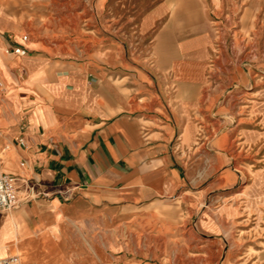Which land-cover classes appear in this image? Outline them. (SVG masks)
Wrapping results in <instances>:
<instances>
[{"label":"crops","instance_id":"0c3cea01","mask_svg":"<svg viewBox=\"0 0 264 264\" xmlns=\"http://www.w3.org/2000/svg\"><path fill=\"white\" fill-rule=\"evenodd\" d=\"M262 2L253 0L241 29ZM22 9L0 0V103L7 106L0 167L18 199L1 212L0 258L168 264L166 251L176 247L177 264H206L207 253L221 251L220 241L206 238L220 232L221 214L215 206L190 225L189 196L177 192L189 114L211 91L209 168H222L219 144L227 137L225 154L249 160L241 165L246 186L264 206V80L231 88L222 80L219 0H160L86 58L51 53L30 35L26 55L7 53L28 28Z\"/></svg>","mask_w":264,"mask_h":264},{"label":"rangeland","instance_id":"374dc122","mask_svg":"<svg viewBox=\"0 0 264 264\" xmlns=\"http://www.w3.org/2000/svg\"><path fill=\"white\" fill-rule=\"evenodd\" d=\"M11 1L27 14L28 28L21 34L42 39L51 53L56 50L62 56L86 58L100 49L107 35L118 37L131 31L132 24L160 0ZM252 3L253 0H219L222 80L228 83V87L239 81L250 84V81L264 80V8L253 5L254 10L248 14L251 27L241 29L245 11ZM213 108L211 91L189 114V138L180 147L185 182L177 194L189 196V202L184 204L190 207V225H195L202 214L213 215L215 206L221 214L220 232L206 236L208 240L220 241L221 251L207 253L206 264H264V206L251 200V186H246L249 176L241 165L248 159L239 154H225L229 141L223 136L218 145L223 151L222 168L217 171L209 168L213 158V138L209 137L208 125L212 127ZM5 110L7 106L0 103V115ZM229 111L225 106L221 108L223 116ZM4 124L0 121V126ZM6 216L0 213V220ZM173 229V241L181 240L177 227ZM166 252L171 257L168 264H177L180 251L174 247ZM21 258L25 259L24 256Z\"/></svg>","mask_w":264,"mask_h":264},{"label":"built area","instance_id":"2783aa9c","mask_svg":"<svg viewBox=\"0 0 264 264\" xmlns=\"http://www.w3.org/2000/svg\"><path fill=\"white\" fill-rule=\"evenodd\" d=\"M22 43L20 45L9 47L6 49L7 53H15L18 55H26L28 49L26 43L29 41V34L22 35ZM3 87V81L0 79V88ZM21 144H24L23 138L20 139ZM13 177L2 172L0 167V213L12 210L18 204L16 195V187L14 185ZM0 264H35V263H22L18 257L10 256L0 258Z\"/></svg>","mask_w":264,"mask_h":264},{"label":"bare ground","instance_id":"6f19581e","mask_svg":"<svg viewBox=\"0 0 264 264\" xmlns=\"http://www.w3.org/2000/svg\"><path fill=\"white\" fill-rule=\"evenodd\" d=\"M19 259V258H18Z\"/></svg>","mask_w":264,"mask_h":264}]
</instances>
